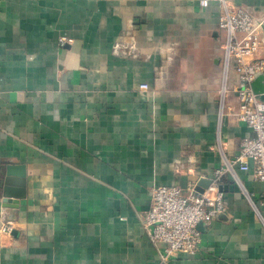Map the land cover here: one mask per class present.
<instances>
[{
  "label": "crops",
  "instance_id": "1",
  "mask_svg": "<svg viewBox=\"0 0 264 264\" xmlns=\"http://www.w3.org/2000/svg\"><path fill=\"white\" fill-rule=\"evenodd\" d=\"M233 2L264 15V0ZM220 13L218 0H0V264H264L251 158L239 182L223 177L224 212L195 254L161 262L143 228L154 185L211 178L254 135L233 116ZM7 168L24 174L18 208L2 203Z\"/></svg>",
  "mask_w": 264,
  "mask_h": 264
},
{
  "label": "built area",
  "instance_id": "2",
  "mask_svg": "<svg viewBox=\"0 0 264 264\" xmlns=\"http://www.w3.org/2000/svg\"><path fill=\"white\" fill-rule=\"evenodd\" d=\"M209 2L199 0L203 7L208 6ZM218 2L221 6L218 27L224 33L225 78L230 68L237 74V81L231 89L238 100L233 116L247 123L254 135L243 138L239 153L233 160L225 161L215 169L211 183L202 192L196 189L197 181L186 188L163 184L151 188V203L143 228L154 244L163 245L159 247L161 262L181 253L195 254L198 251L202 241L199 223L210 222L224 212L225 194L219 186L226 173H232L239 182L234 166L240 160H254L253 177L264 185V101L251 85L256 74L264 72V15L257 18L235 5L233 0ZM60 40L62 45L70 41L66 37ZM231 90L224 82L220 94V115L224 113L226 95ZM3 230L11 232L12 226L6 224Z\"/></svg>",
  "mask_w": 264,
  "mask_h": 264
},
{
  "label": "water",
  "instance_id": "3",
  "mask_svg": "<svg viewBox=\"0 0 264 264\" xmlns=\"http://www.w3.org/2000/svg\"><path fill=\"white\" fill-rule=\"evenodd\" d=\"M262 39L264 40V28L262 29ZM252 88L253 91L256 94H259V97L261 100L264 101V72H259L256 74L255 79L252 82ZM7 176L3 180V187H2V194L4 195L2 197V203L3 206L8 207H19L20 199L24 198L26 196V182L24 178V174L22 175V179H13L10 177L11 169L7 168ZM211 183V178L202 177L197 183L196 189L200 192H202L205 188L209 186ZM20 187L18 190L14 188V186ZM233 186H231L232 188ZM220 190H227L228 186L221 184L219 186ZM203 222L199 223V226L202 225ZM12 234H16V231H12Z\"/></svg>",
  "mask_w": 264,
  "mask_h": 264
}]
</instances>
